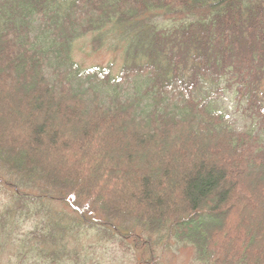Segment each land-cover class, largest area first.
I'll return each mask as SVG.
<instances>
[{
    "label": "trees",
    "instance_id": "16d2710c",
    "mask_svg": "<svg viewBox=\"0 0 264 264\" xmlns=\"http://www.w3.org/2000/svg\"><path fill=\"white\" fill-rule=\"evenodd\" d=\"M88 35L117 73L75 60ZM230 90L259 126L229 116ZM2 185L0 255L19 261L75 263L93 231L141 264L164 237L264 264V0H0Z\"/></svg>",
    "mask_w": 264,
    "mask_h": 264
},
{
    "label": "rangeland",
    "instance_id": "374dc122",
    "mask_svg": "<svg viewBox=\"0 0 264 264\" xmlns=\"http://www.w3.org/2000/svg\"><path fill=\"white\" fill-rule=\"evenodd\" d=\"M90 35L82 37L76 43L74 48V58L82 66L102 65L107 66L114 63V72L117 73L120 66V50L108 43L97 51H94L90 43ZM117 64V65H116ZM229 116L240 126L254 124L259 126L260 118L253 115L246 102H239L236 95L230 90L223 93L219 98ZM11 190H7L3 185L0 186V215L5 213L8 205V195ZM65 205L56 204V209L63 208ZM55 209V207H54ZM60 210V209H58ZM4 211V212H3ZM71 214V211L67 209ZM37 219H21L20 225L16 230V236L19 237L30 231L36 224ZM15 246V245H14ZM73 248L78 249L79 260L72 263L62 264H141L135 258L136 250L131 243L121 245V242H113L110 239L101 237L91 231L82 235ZM25 257L21 261L18 259L16 247L7 245L4 253L0 255V264H49L39 261L32 252H24ZM157 258L147 259L149 264H200L196 261L191 249L182 244H177L171 237H164L162 242L157 245Z\"/></svg>",
    "mask_w": 264,
    "mask_h": 264
}]
</instances>
